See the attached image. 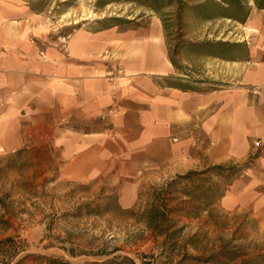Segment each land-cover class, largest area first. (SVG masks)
<instances>
[{
	"label": "crops",
	"instance_id": "1",
	"mask_svg": "<svg viewBox=\"0 0 264 264\" xmlns=\"http://www.w3.org/2000/svg\"><path fill=\"white\" fill-rule=\"evenodd\" d=\"M244 1L243 24L187 40L241 45L208 56L170 46L143 7L56 31L47 0H0V151L55 150L60 178L112 188L124 210L145 181L247 164L218 207L264 230V10Z\"/></svg>",
	"mask_w": 264,
	"mask_h": 264
},
{
	"label": "rangeland",
	"instance_id": "2",
	"mask_svg": "<svg viewBox=\"0 0 264 264\" xmlns=\"http://www.w3.org/2000/svg\"><path fill=\"white\" fill-rule=\"evenodd\" d=\"M104 1L47 0L51 7L47 23L59 31L100 18H135L140 12L137 5L126 3L101 8ZM163 15L170 46L189 38L207 37L206 26L197 20L185 17L178 25L174 8ZM178 28L184 36L178 34ZM182 57L187 58L188 53ZM57 155L55 150L45 153L30 149L7 155L0 151V241L11 238L17 243L20 253L15 261L34 254L70 264L122 257L136 264H213L183 258L213 255L226 264H241L264 254V230H258L252 220L240 222V217L224 214L218 207V199L236 172L219 171L188 180H178L176 175L145 181L138 190L136 204L124 210L116 203L114 189L60 178ZM158 198L166 200L167 208L172 210L168 218L175 227L169 234L179 231L170 238L145 224L146 212ZM87 203L101 204L100 214L86 216L78 212ZM204 210L208 212L202 213ZM231 257H235L233 262L229 261Z\"/></svg>",
	"mask_w": 264,
	"mask_h": 264
},
{
	"label": "trees",
	"instance_id": "3",
	"mask_svg": "<svg viewBox=\"0 0 264 264\" xmlns=\"http://www.w3.org/2000/svg\"><path fill=\"white\" fill-rule=\"evenodd\" d=\"M100 0H98L99 2ZM255 6L264 10V0H253ZM111 3H126L135 4L138 7H143L153 13L159 15L162 19L164 28L166 25L165 17L163 13H166L171 8L175 9V17L177 19L178 25L188 17L191 20H197L199 22L210 21L215 19L226 18L232 21L239 22L243 24L248 15V7L244 0H106L102 2L101 8L109 5ZM178 34L181 35V30L178 28ZM184 36V35H181ZM180 43L186 46H194L195 53L200 55L208 56H218L225 55L226 52L235 51L240 44H230L222 42H201L198 44L191 43L186 40L180 41ZM19 153V152H17ZM246 165L239 167H229L224 168L223 166L210 167L204 171L197 172L191 171L184 175H178L177 179L188 180L192 176L204 175L207 173H217L219 171H228L235 173L237 170L240 171L241 167H246ZM174 182L169 183L172 185ZM2 202L0 198V203ZM116 203L117 197H116ZM120 208V206L118 205ZM121 209V208H120ZM126 210V209H125ZM101 204L99 203H87L78 208V212H83L86 216H96L100 214ZM169 210L167 208L166 200L158 198L156 202L151 205L150 209L146 212L145 224L147 227L153 229L157 233H163L168 238L172 234H176L179 231L174 230L172 234H169V230L174 226L173 222L168 218ZM176 245V242H173ZM20 253V248L16 242L11 238H6L0 241V263L1 264H27L26 261H31L30 264H70L68 261L55 257H47L43 255L29 254L21 259L15 261L16 257ZM183 258H191L193 261L200 263H213V264H226V262H221L215 256H209L205 259L197 257H188L184 255ZM235 257L229 258L230 262H233ZM264 263V254L260 255L256 259L249 261H243L241 264H262ZM94 264H136L134 260L128 257L113 258L100 263Z\"/></svg>",
	"mask_w": 264,
	"mask_h": 264
},
{
	"label": "built area",
	"instance_id": "4",
	"mask_svg": "<svg viewBox=\"0 0 264 264\" xmlns=\"http://www.w3.org/2000/svg\"><path fill=\"white\" fill-rule=\"evenodd\" d=\"M68 37H69L68 35H64V36H62V43H63V45L66 44V40H67ZM118 73H121V71L118 70Z\"/></svg>",
	"mask_w": 264,
	"mask_h": 264
}]
</instances>
